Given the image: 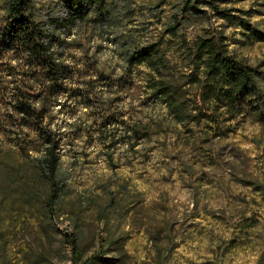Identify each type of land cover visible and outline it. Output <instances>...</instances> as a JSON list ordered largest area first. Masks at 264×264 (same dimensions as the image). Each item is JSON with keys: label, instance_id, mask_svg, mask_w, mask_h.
Masks as SVG:
<instances>
[{"label": "clouds", "instance_id": "1", "mask_svg": "<svg viewBox=\"0 0 264 264\" xmlns=\"http://www.w3.org/2000/svg\"><path fill=\"white\" fill-rule=\"evenodd\" d=\"M0 160L5 264H264V0H0Z\"/></svg>", "mask_w": 264, "mask_h": 264}, {"label": "trees", "instance_id": "2", "mask_svg": "<svg viewBox=\"0 0 264 264\" xmlns=\"http://www.w3.org/2000/svg\"><path fill=\"white\" fill-rule=\"evenodd\" d=\"M3 164V161L0 160V165ZM12 168H15L16 165H10ZM13 179L19 181V186L17 188H13L11 190L12 199H0V222L3 220V215H6V222L8 225H11L15 228V230H21L25 225L31 226L35 229L36 242L37 244H42L45 240H51L55 238V235H59V233L53 234L49 231L46 226L45 215H47L51 210L49 209L47 203L45 204V213L39 216L40 223H37L38 217L32 213H39V208H37L34 204L35 193L29 188L28 178L22 172H13ZM98 187L101 189L104 188L103 184H99ZM115 189L112 187H108L107 192L101 193H89L87 191L80 193L79 201H78V212L81 209L92 207L96 204L97 200L102 199L104 195H107V202L103 205V209L106 211L109 205H116L118 203L116 195H114ZM56 193H53L49 198L50 201L59 199ZM19 201V203H16ZM5 209L6 213L5 214ZM25 209H31L32 212H28ZM104 212H98L97 219L99 222H103ZM64 215L56 216L57 220L64 219ZM17 227V229H16ZM79 228V224L76 225ZM82 231V230H81ZM119 239V237L117 238ZM0 240H3V228L0 227ZM113 241H108V246H111ZM0 249L5 250L6 246L0 244ZM102 251H107V249H102ZM5 255V253H4ZM86 259L84 260V264H90V261L93 257L97 256L98 253L92 252L89 255L88 250L82 254ZM26 257L29 258V264H54L52 260H50L43 252H37L30 246L27 249V253H25ZM107 259V257H105ZM0 262L5 264L3 256H0Z\"/></svg>", "mask_w": 264, "mask_h": 264}, {"label": "rangeland", "instance_id": "3", "mask_svg": "<svg viewBox=\"0 0 264 264\" xmlns=\"http://www.w3.org/2000/svg\"><path fill=\"white\" fill-rule=\"evenodd\" d=\"M98 185H99V184H96V185H95V188L93 189L92 192H89L88 189H86V188H80V189H79V192H78V195H79L80 193L85 192V191H87V192H89V193H95V194H97V193H101L102 191H97V190H100V189H101L100 187H98ZM110 187H111V186H110ZM112 189H113V188H112ZM91 208H92V207H87V208L81 209L79 212H85V213H87V212H89V211L91 210ZM2 219H3V220L0 222V227H1V228H3V226H4L5 224H7V222H6V215H3V218H2ZM64 219H65V218H64ZM64 219H62V220H64ZM62 220H61V221H62ZM13 229H14L15 232L20 231L19 229H17V227H16L17 230H15L14 227H13ZM61 231H62V229H61L60 227H57V229L55 230L56 233H60ZM10 235H12V233H10ZM28 247H29L28 244H24V245H22L21 247L15 248V252L18 253V254H20V259H19L18 262H16V261L11 262V264H29V261H28L29 258L26 257V256H24L25 253H27V249H28ZM89 251H90V250H88V253H89ZM4 253H5V255L8 254V252H7V248L4 250ZM53 263H54V261H53ZM0 264H3V263L0 262ZM30 264H31V263H30Z\"/></svg>", "mask_w": 264, "mask_h": 264}]
</instances>
